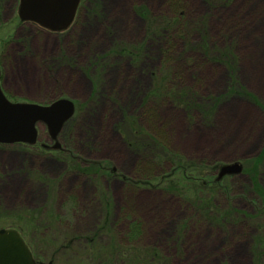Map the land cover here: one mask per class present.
Here are the masks:
<instances>
[{"label":"rangeland","instance_id":"rangeland-1","mask_svg":"<svg viewBox=\"0 0 264 264\" xmlns=\"http://www.w3.org/2000/svg\"><path fill=\"white\" fill-rule=\"evenodd\" d=\"M19 1L0 0L5 91L19 102L67 97L75 113L53 152L0 144V228L18 229L44 264L103 257L134 218L139 243L119 238L120 249L155 250V264H264V0H181L178 16L170 0H82L59 35L20 27ZM160 17H179L177 28L158 30ZM39 138L54 145L42 124ZM66 142L115 175L70 168ZM179 157L207 184L174 168ZM234 161L242 172L215 180ZM63 205L70 226L55 223ZM48 214L52 228L34 226ZM103 220L105 240L88 244ZM67 228L79 236L53 244Z\"/></svg>","mask_w":264,"mask_h":264},{"label":"water","instance_id":"water-1","mask_svg":"<svg viewBox=\"0 0 264 264\" xmlns=\"http://www.w3.org/2000/svg\"><path fill=\"white\" fill-rule=\"evenodd\" d=\"M80 1L20 0L18 14L23 21H33L48 30L61 31L74 21ZM74 111V102L68 98H60L47 105L13 102L0 84V143H35L39 124H44L50 137L56 139ZM58 146L56 142L54 147ZM241 171L239 162L224 164L219 169L218 179ZM0 264H36L31 250L16 229H0Z\"/></svg>","mask_w":264,"mask_h":264},{"label":"trees","instance_id":"trees-1","mask_svg":"<svg viewBox=\"0 0 264 264\" xmlns=\"http://www.w3.org/2000/svg\"><path fill=\"white\" fill-rule=\"evenodd\" d=\"M179 3H181V0H179L177 2H176V0H170V4L174 5V8L173 9H176V11H177V4H179ZM81 5H82V1H81V4H80V7H81ZM176 11H175V14H176V16H178L179 13H178V11L177 12ZM160 18H161V20L159 22V26H157L158 30L162 29V30H165L167 32L168 28H173V29L174 28H177V27L174 26V24H176V22H177L176 20L179 19V17L169 18V19L162 18V17H160ZM165 35H167V34H165ZM171 40H172V37H171ZM163 98H167V97L165 96ZM142 142H143L142 150L145 149V148H147V147H149V146H151V144L148 141H142ZM69 145L66 142V149L63 150V154H62L64 159H62V160H64V162H66V164L70 168L75 169L77 171L79 170V171H81L83 173L84 172L83 169L85 167H87V168L89 167V171H92V172L93 171H97V170L102 171V173H100L99 175L108 174L107 176H110V177L111 176L113 177L115 175V173H114L115 170L113 169V167H114L113 165L110 166L111 164H109L107 162L95 163V162L86 161V160L83 161V159L81 158L80 155L74 153V151H73L72 148H69L70 147ZM23 146L24 147H37V148H41V149H44V151H46L47 153L48 152H53V148L51 146H49L51 148H48L47 149V148H43L42 146L40 147L39 143H36V144H33V145H24L23 144ZM65 151H68V152H65ZM138 152H141V150H139ZM167 154H168V152H167ZM167 154H166V158H167ZM170 156L173 157L172 154H170ZM176 159L177 158H174L173 159V161L175 163V167L174 168H177L179 166L178 169L181 171L182 175L185 174L184 177L186 179H188V181H190V182H198L200 185L201 184H203V185L207 184L204 181L205 179L202 178V175L199 174L198 171H193L192 172V167H191L192 163L185 162V161L182 162L181 161L182 160V157H179V159H177V160ZM170 160H171V158H170ZM219 166H218V168H219ZM195 170H198V169H195ZM139 171L141 172L143 170L140 169ZM168 174H169V172H166V173L162 174L161 176H159V179H157L158 182H154L155 180H153V179L152 180H149L148 178H146L145 181H147V182L152 181L154 183L151 186L157 187L158 186V183L163 182L164 179L167 178V175ZM116 176L119 178V175H116ZM123 179L126 180V178H123ZM224 179L225 178L223 177L222 179L218 180L217 179V172H216L215 180L220 181V182L221 181L223 182ZM131 181L132 182H135L132 179H131ZM51 187H53V186L51 185ZM222 189L225 190L226 187L225 188L222 187ZM55 205H56V198H54V201H53V209L55 208ZM262 206H264V205H262ZM71 208H72V210H74V209L76 210L77 206L73 205V206H71ZM66 209H67V207H65V205H63L62 211L59 210L57 212H54L55 213V223H58V225L60 224V226H62V227L63 226H70V224L68 223V217L66 216V215H69V214H64L65 217L62 214L64 211H67L68 210V209L67 210ZM31 215L33 216L35 214H30V216ZM48 215L51 216L52 214H48ZM52 216L51 217L47 216L48 217L47 219H40V220L34 221V224H35L34 226H36L39 230L41 228H43V229L52 228L53 227V224H54V221H53V217ZM40 218H42V217L40 216ZM106 222L107 221H104L103 220L102 221V226L99 229L94 230L92 232L91 231L87 232L84 236H82L83 239L87 240L88 244H90V245L97 243V241H101V240L104 241L105 240L104 236H102L100 238V232H101L102 228L106 225ZM127 227H128L127 229H129V230H127V232L124 234L123 238L119 237L121 239L120 242L122 243V242L125 241L126 243H129V244L134 245V248H136L135 246L138 245V243H139L137 240L140 239L141 236H142V234H143V226H142V223H141V221L139 219L134 218V219H131L130 220V223H128V226ZM78 236H79V234L77 232H75L74 230H69L68 229V232L67 233L64 232V234L61 235V236H57L56 234H54V236L52 237V240H54L53 241V244H55V242L58 241L59 238L60 239L65 238L66 239L67 237H69L68 242H72ZM124 237L127 238V239L124 240ZM112 238H115V240L117 239L114 235L112 236ZM119 238L116 240L117 241L116 244L113 243V248L114 249H112V247H110L111 249L110 248H107V247H104L102 250L106 252L105 255L103 257H101V256H99V254H97V256L95 257L96 260L95 261H91L88 264H110L111 262L113 264H123L122 262L124 260H129V262H130L129 264H132V263L136 264L137 261H139V264H155L152 259L156 260L157 257L154 256V254L157 251H155L153 249L154 252L151 253L150 250L146 249L147 255L146 254H142L141 256L139 255V253L136 252L135 249H134L135 250L134 252H136V253H132L133 252V250H132L133 247L131 248V250L129 249V250L126 251L124 249L125 251H122L120 249L119 244H118V243H120L118 241ZM27 242H28V245L30 246L29 241H27ZM30 248H31L34 256L38 260H40V258H38L35 255V252L32 249L33 247L30 246ZM138 249H141V248L138 247ZM113 251H115V253ZM130 252H131V254H130ZM108 254H109V256H108ZM112 259H113V261L114 260H116V261L113 262ZM160 259L161 258H159L158 260L160 261ZM115 262H117V263H115ZM160 263L161 264H166V263H164L163 260Z\"/></svg>","mask_w":264,"mask_h":264},{"label":"flooded vegetation","instance_id":"flooded-vegetation-1","mask_svg":"<svg viewBox=\"0 0 264 264\" xmlns=\"http://www.w3.org/2000/svg\"><path fill=\"white\" fill-rule=\"evenodd\" d=\"M19 22H18V24H19V26L21 27V26H25V25H33L34 27H35V29L37 30V31H40L41 33H44V32H46L47 34H64V33H66L68 30L67 29H65V30H61V31H51V30H48V29H45L44 27H42V26H40L39 24H37V23H35V22H33V21H23V20H18ZM38 35V34H37ZM8 42V41H7ZM19 42V41H18ZM28 48H27V46L25 47V50L24 51H26V52H28ZM4 64L5 63H3L2 61H1V59H0V83H1V86H2V89L4 90V92H5V94L7 95V97L9 98V99H11V97L7 94V92L5 91V87H4V83H3V79H4V72H3V66H4ZM11 100H13V97H12V99ZM47 135H48V137H49V134L47 133ZM38 143H39V145L41 144V145H43V148H51V147H49V145H50V143H47V142H41V139L39 138L38 140ZM50 141H52L53 142V144L55 145L56 144V140H51L50 139ZM49 144V145H48ZM54 145H53V147H54ZM41 147V146H40ZM36 262H37V264H42V262H40V261H38V260H36Z\"/></svg>","mask_w":264,"mask_h":264},{"label":"bare ground","instance_id":"bare-ground-1","mask_svg":"<svg viewBox=\"0 0 264 264\" xmlns=\"http://www.w3.org/2000/svg\"><path fill=\"white\" fill-rule=\"evenodd\" d=\"M253 48L254 49H259V46L256 44V45H254L253 46ZM251 51V50H250ZM256 52V51H255ZM9 100H11V99H9ZM11 101H14V100H11ZM169 113H166V115H168ZM66 125V123H64V125H63V127H62V129L64 128V126ZM62 129H61V131H62ZM61 131L59 132V134L61 133ZM59 134H58V136H57V138L56 139H54V140H56L57 141V139H59ZM218 134V133H217ZM213 140H215L214 138L213 139H208V138H206L205 140L203 139V142L205 141V142H209L210 144L211 143H213L212 141ZM55 141V142H56ZM193 143V141H191V140H188L187 141V144H192ZM230 163V162H229ZM18 230V229H17ZM19 231V230H18Z\"/></svg>","mask_w":264,"mask_h":264}]
</instances>
